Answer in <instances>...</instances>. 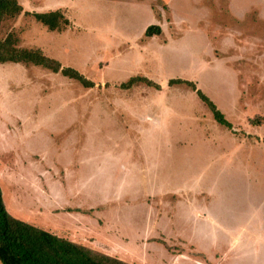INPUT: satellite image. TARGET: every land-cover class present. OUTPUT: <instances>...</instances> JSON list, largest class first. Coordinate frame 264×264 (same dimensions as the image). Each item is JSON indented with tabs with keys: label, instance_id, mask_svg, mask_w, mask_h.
<instances>
[{
	"label": "rangeland",
	"instance_id": "rangeland-1",
	"mask_svg": "<svg viewBox=\"0 0 264 264\" xmlns=\"http://www.w3.org/2000/svg\"><path fill=\"white\" fill-rule=\"evenodd\" d=\"M19 2L64 6L70 24L22 12L0 37L95 85L0 63L10 211L132 264H264V0ZM151 24L162 33L144 38ZM134 75L161 88L120 86ZM172 78L195 82L232 129Z\"/></svg>",
	"mask_w": 264,
	"mask_h": 264
},
{
	"label": "trees",
	"instance_id": "trees-1",
	"mask_svg": "<svg viewBox=\"0 0 264 264\" xmlns=\"http://www.w3.org/2000/svg\"><path fill=\"white\" fill-rule=\"evenodd\" d=\"M22 12L32 14L37 21L46 25L50 31H62L70 20L62 8L46 12H30L24 10L19 0H0V26L7 18L19 16ZM162 33L159 25H149L145 37ZM34 64L47 68L55 73L78 80L85 87H93L95 83L79 70L62 63L45 54L40 48H27L18 45L13 33L0 37V63ZM140 83L161 88V85L146 76L134 75L121 82L122 88L130 89ZM169 85L186 84L196 91L197 96L207 105L214 119L229 129L232 123L224 112L195 82L183 78H172ZM0 264H132L129 261L104 251L95 249L85 243L64 236L44 225L27 220L10 211L4 189L0 183Z\"/></svg>",
	"mask_w": 264,
	"mask_h": 264
},
{
	"label": "crops",
	"instance_id": "crops-1",
	"mask_svg": "<svg viewBox=\"0 0 264 264\" xmlns=\"http://www.w3.org/2000/svg\"><path fill=\"white\" fill-rule=\"evenodd\" d=\"M136 1V0H135ZM138 2H144V1H149L150 2V0H137ZM166 5H168V7H170V8H172V7H174L173 5H172V0H162ZM152 4V3H151ZM149 6V8L151 7V5H148ZM66 7V6H65ZM56 8H64V6H60V7H56ZM67 8V7H66ZM151 9V11L153 12V8L151 7L150 8ZM108 254H111V255H113L112 253H109L108 252ZM121 258V257H120Z\"/></svg>",
	"mask_w": 264,
	"mask_h": 264
}]
</instances>
